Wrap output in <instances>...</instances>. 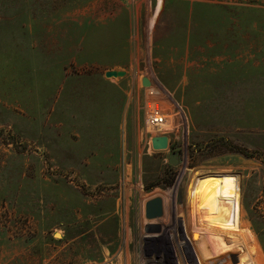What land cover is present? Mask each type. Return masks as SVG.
Masks as SVG:
<instances>
[{
	"label": "rangeland",
	"instance_id": "374dc122",
	"mask_svg": "<svg viewBox=\"0 0 264 264\" xmlns=\"http://www.w3.org/2000/svg\"><path fill=\"white\" fill-rule=\"evenodd\" d=\"M0 264H264V0H0Z\"/></svg>",
	"mask_w": 264,
	"mask_h": 264
},
{
	"label": "water",
	"instance_id": "95a60500",
	"mask_svg": "<svg viewBox=\"0 0 264 264\" xmlns=\"http://www.w3.org/2000/svg\"><path fill=\"white\" fill-rule=\"evenodd\" d=\"M125 72L123 70H107L104 72L106 77L121 76ZM142 85L149 86L150 81L147 77L142 78ZM152 147L155 149H163L167 146L166 136H154L151 139ZM162 201L161 198L156 196L145 201L144 203V216L146 219L158 218L162 215ZM161 226L158 223H146L144 225L145 233H158Z\"/></svg>",
	"mask_w": 264,
	"mask_h": 264
},
{
	"label": "built area",
	"instance_id": "2783aa9c",
	"mask_svg": "<svg viewBox=\"0 0 264 264\" xmlns=\"http://www.w3.org/2000/svg\"><path fill=\"white\" fill-rule=\"evenodd\" d=\"M152 89H149L148 94L152 95ZM152 97V96H151ZM157 102V100H154ZM147 104V103H146ZM145 104V108H146V116H145V123H146V127L149 129H153L155 126H157V124L161 123L164 119H165V115L164 112L159 109L156 106H152L150 107H146Z\"/></svg>",
	"mask_w": 264,
	"mask_h": 264
},
{
	"label": "bare ground",
	"instance_id": "6f19581e",
	"mask_svg": "<svg viewBox=\"0 0 264 264\" xmlns=\"http://www.w3.org/2000/svg\"><path fill=\"white\" fill-rule=\"evenodd\" d=\"M156 103H157L156 107H159V109H161L160 106L162 107L161 110L164 112L165 118L169 117V119H170V115L166 113V112H169V107L167 106V103L164 100L162 101L161 99L160 100H157ZM158 105H160V106H158ZM149 106L150 107L152 106L151 105V102H149ZM170 124H171L170 120L169 121L168 120L166 121L164 119L161 123L157 124V126H155L152 130H154L156 127H157L156 130H161V128L162 129H166V128H169ZM148 223H151V222H148ZM148 234H157V233H148Z\"/></svg>",
	"mask_w": 264,
	"mask_h": 264
},
{
	"label": "crops",
	"instance_id": "0c3cea01",
	"mask_svg": "<svg viewBox=\"0 0 264 264\" xmlns=\"http://www.w3.org/2000/svg\"><path fill=\"white\" fill-rule=\"evenodd\" d=\"M157 129V127L154 129V130H156ZM161 130H163L162 128H161ZM158 131V130H157Z\"/></svg>",
	"mask_w": 264,
	"mask_h": 264
}]
</instances>
